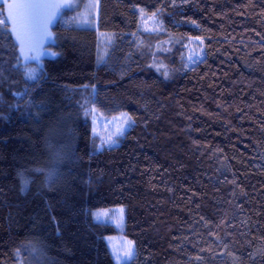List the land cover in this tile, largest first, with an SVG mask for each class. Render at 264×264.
Instances as JSON below:
<instances>
[{
	"label": "trees",
	"instance_id": "16d2710c",
	"mask_svg": "<svg viewBox=\"0 0 264 264\" xmlns=\"http://www.w3.org/2000/svg\"><path fill=\"white\" fill-rule=\"evenodd\" d=\"M74 18L35 80L0 23V264H118L119 234L123 264H264V0H98L92 25ZM91 107L130 114L119 143H98ZM117 206L123 229L97 218Z\"/></svg>",
	"mask_w": 264,
	"mask_h": 264
},
{
	"label": "rangeland",
	"instance_id": "374dc122",
	"mask_svg": "<svg viewBox=\"0 0 264 264\" xmlns=\"http://www.w3.org/2000/svg\"><path fill=\"white\" fill-rule=\"evenodd\" d=\"M7 4L2 7L0 0V12L10 23V33L19 45L20 57L27 76L35 80L41 71L43 60L46 57H55L58 50L51 44L55 43V34L53 27L66 10L74 11V16L79 25L88 26L93 24V19L97 16L98 0H6ZM8 5V7L6 6ZM23 5H55L56 7H36L27 8ZM140 20L142 28L145 31H158L159 26L153 17L147 15L140 7ZM0 15V23L5 22V18ZM17 33H20L21 39L17 40ZM113 37V34H111ZM102 40L105 43L109 41V35L102 34ZM163 48L159 47L158 51ZM189 57L200 58L203 55V47L196 42L195 46L189 47ZM156 68H165V63L156 62ZM92 117L93 135L100 145H115L120 142V137L132 125V118L129 113H119L117 115L107 116L96 111L94 107L88 109ZM66 132V130H65ZM65 141L63 138L59 142V147L63 148ZM60 151V149L58 148ZM53 171L50 173L52 174ZM54 173L57 170L54 169ZM100 221L114 223L120 229L125 224V209L117 206L106 210H101L97 214ZM107 241L113 251L114 258L118 264L130 261L135 255V245L125 235L119 234L107 237Z\"/></svg>",
	"mask_w": 264,
	"mask_h": 264
},
{
	"label": "snow or ice",
	"instance_id": "6c2138e0",
	"mask_svg": "<svg viewBox=\"0 0 264 264\" xmlns=\"http://www.w3.org/2000/svg\"><path fill=\"white\" fill-rule=\"evenodd\" d=\"M22 7L36 8V7H56V6L55 5H23ZM16 38H17V40L21 39L20 33H17ZM21 181H22V186L24 188H27L29 181L27 179L23 178V176L21 177Z\"/></svg>",
	"mask_w": 264,
	"mask_h": 264
},
{
	"label": "water",
	"instance_id": "95a60500",
	"mask_svg": "<svg viewBox=\"0 0 264 264\" xmlns=\"http://www.w3.org/2000/svg\"><path fill=\"white\" fill-rule=\"evenodd\" d=\"M32 90H33V88L30 89V92H29V94H28L27 96H25L23 99H21L20 101H18V102L16 103V107H17V109H18V104L21 103V102H23V101H25V100L29 97V95L31 94Z\"/></svg>",
	"mask_w": 264,
	"mask_h": 264
}]
</instances>
